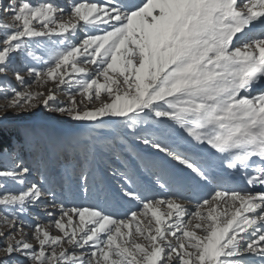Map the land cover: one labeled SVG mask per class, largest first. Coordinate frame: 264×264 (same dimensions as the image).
<instances>
[{"label":"snow or ice","instance_id":"1","mask_svg":"<svg viewBox=\"0 0 264 264\" xmlns=\"http://www.w3.org/2000/svg\"><path fill=\"white\" fill-rule=\"evenodd\" d=\"M10 71L21 88L0 82V113L43 105L88 127L76 138L79 189L66 176L58 193L43 172L30 180L43 157L33 130L0 116V264H264V191L229 187L223 174L264 188V0H79L68 10L0 0V77ZM26 76L54 86L33 92ZM132 140L188 177L151 161L155 194L127 169L113 173L118 197L139 210L76 203L94 194L97 149L120 159ZM207 186L206 197L185 194Z\"/></svg>","mask_w":264,"mask_h":264},{"label":"rangeland","instance_id":"2","mask_svg":"<svg viewBox=\"0 0 264 264\" xmlns=\"http://www.w3.org/2000/svg\"><path fill=\"white\" fill-rule=\"evenodd\" d=\"M3 2L7 3V0H3ZM33 2H39V0H33ZM54 2L68 10L71 3L79 2V0H54ZM96 2L102 3L103 0H96ZM13 67L22 68L23 64L18 59L14 63ZM89 67L93 68L94 66ZM26 80L28 84L31 85V90L33 92L41 91L47 93L49 88L54 86L51 83L47 86H40L39 84L34 83L31 77L27 76ZM0 82H3L5 85L10 87L21 88L15 80L12 71L7 74L6 78L0 77ZM57 97L58 99L55 102L57 105L63 106L68 101V95L64 91H58ZM77 98L79 99V97ZM6 103L7 101L0 97V105ZM3 115H6L9 118L5 121L8 125H15L16 127H30L35 134L36 140L43 148L41 164L33 165L34 168H39V171H34L33 175L30 177L31 181H38L40 179L41 172H43L49 177L50 183L56 186V191L58 193L63 190L61 186L66 176L71 180L73 188L76 190L79 189L80 181L78 173L81 164L83 163V157L79 152V145L76 143V138L79 134L87 130L88 125L83 129L78 128V126L83 123L71 121L67 117L59 113H55L50 108H44L43 105L31 112L21 113L20 115H17L15 110H9L7 113H0V116ZM27 118L32 120L35 119V122L24 121ZM64 131L73 133L66 134ZM22 155L24 156L26 162L32 163L31 156L27 152L22 153ZM151 161L163 163L169 172L175 177H178V173L181 174L183 179L187 178L189 175V170L185 169L177 162L171 161L164 153H161L150 146L143 145L138 141L132 140L129 142V147L122 151L120 159L110 155H105L97 149L95 158L91 160L89 165L91 168L89 182L94 189V194L87 199L77 197L75 202L108 206L115 209L117 213L121 215L128 210H139L138 203L131 200L120 199L118 197L120 185L123 183V180L118 174L114 175L113 173L125 171L127 169L129 172L134 174L139 185H142L149 191V193L155 194L158 189L153 183L154 177L152 176V172L155 171V169H151ZM2 166L3 161L0 167ZM171 170L174 171L171 172ZM103 174L106 177V181L103 178ZM12 190L16 191L17 187H12ZM196 191L197 189L191 192H186L185 194L196 197ZM210 191H212V189ZM106 196L109 197L108 200L105 199ZM49 199L50 197L46 198L45 203H47ZM66 200L71 201L72 197H66ZM194 202L195 200H193L192 204L188 206L189 211L193 210L195 205ZM32 211L33 213H38L45 222L47 221L48 218L45 217L43 211L38 209H33ZM25 219L30 220V217H25ZM31 222L34 223V221ZM4 231H7V229L5 228ZM27 231L30 232L31 229H27ZM53 234L58 233L53 230ZM2 244L3 239L0 238V245Z\"/></svg>","mask_w":264,"mask_h":264},{"label":"bare ground","instance_id":"3","mask_svg":"<svg viewBox=\"0 0 264 264\" xmlns=\"http://www.w3.org/2000/svg\"><path fill=\"white\" fill-rule=\"evenodd\" d=\"M137 2H139V0H137ZM260 87L264 88V84H262ZM24 121H27V122L33 121V122H35V119L32 120V119L27 118ZM86 126H87V124L83 123V124H80L78 126V128L83 129ZM78 132H83V131H78ZM203 151L206 152L207 149H203ZM172 171H174V170H171V172ZM221 172L223 173L222 169H221ZM223 174L225 176V179L227 181V185L229 187H234V188H237L239 190H248V191H253V192L264 191V188H259V187H255V188L249 189L248 186L246 185V183L244 182V178L239 173H223ZM178 177L182 178L180 173H178ZM211 189H212V186L198 188L197 191H196V197H199V198L200 197H206L209 193H211V191H210Z\"/></svg>","mask_w":264,"mask_h":264},{"label":"trees","instance_id":"4","mask_svg":"<svg viewBox=\"0 0 264 264\" xmlns=\"http://www.w3.org/2000/svg\"><path fill=\"white\" fill-rule=\"evenodd\" d=\"M9 126H12V127H16L15 125H9ZM2 164V161L0 160V165Z\"/></svg>","mask_w":264,"mask_h":264}]
</instances>
